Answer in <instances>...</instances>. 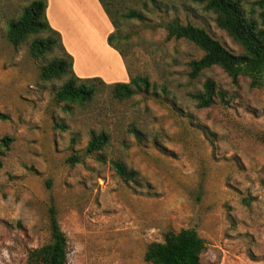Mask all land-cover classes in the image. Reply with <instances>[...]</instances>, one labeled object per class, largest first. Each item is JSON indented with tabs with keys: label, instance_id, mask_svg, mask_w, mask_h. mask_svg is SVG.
Returning a JSON list of instances; mask_svg holds the SVG:
<instances>
[{
	"label": "rangeland",
	"instance_id": "374dc122",
	"mask_svg": "<svg viewBox=\"0 0 264 264\" xmlns=\"http://www.w3.org/2000/svg\"><path fill=\"white\" fill-rule=\"evenodd\" d=\"M29 1L0 0V148L4 136L13 138L0 156V264L48 260L37 249L50 241L53 203L69 264H152L145 260L151 242L190 227L206 240L202 264H264V82L233 83L218 65L192 78L191 61L203 50L168 38L165 28L177 18L243 52L217 14L200 0H106L120 22L115 43L123 55L108 44L128 76L118 72L102 30L96 46L89 27L77 29L73 45L79 71L107 83L147 75L151 86L124 100L102 87L79 105L56 100L64 79L41 76L56 53L36 58L30 38L20 45L8 38L9 22ZM130 10L145 19L126 18ZM209 78L225 100L200 108L190 95ZM103 132L109 143L88 153L89 141ZM116 160L137 176L118 174Z\"/></svg>",
	"mask_w": 264,
	"mask_h": 264
},
{
	"label": "trees",
	"instance_id": "16d2710c",
	"mask_svg": "<svg viewBox=\"0 0 264 264\" xmlns=\"http://www.w3.org/2000/svg\"><path fill=\"white\" fill-rule=\"evenodd\" d=\"M208 10L217 14V24L225 29L243 47V52L236 54L229 50L220 40L213 37L204 27L193 23L183 24L179 19L168 21L165 28L168 38H185L195 43L204 54L200 59L191 61L190 75L197 78L205 69L214 65L223 68L238 83L241 77H249L253 86L264 82V0H254L247 7L248 0H200ZM109 15L114 30L108 42L123 51L115 43L120 22L107 6L106 0H100ZM48 0H30L22 8L21 15L9 22L8 38L14 45H20L31 39L30 52L36 57L56 55L41 68L45 80L64 79L56 92L58 102L86 105L100 92L102 87L111 89L115 98L120 100L134 96L142 88L148 90L151 81L147 75L132 76L128 82L107 83L101 77H80L74 69V58L65 48L61 33L52 27L47 16ZM126 18L144 20L137 10L125 13ZM200 108L212 107L217 98L225 100V93L218 88L214 79H207L203 89L190 95ZM13 138L9 135L1 139L3 147L0 156L10 149ZM264 142V134L261 135ZM109 143L105 132L95 135L88 143L87 152L93 153L103 149ZM118 174L126 179L137 176V171L129 169L126 164L113 162ZM2 160L0 159V167ZM50 213V241L37 249V252L48 258L39 264H69L68 237L64 232L56 205L53 203ZM206 249V240L194 228H184L178 232L170 230L164 241L151 242L145 252V260L152 264H202V255Z\"/></svg>",
	"mask_w": 264,
	"mask_h": 264
},
{
	"label": "crops",
	"instance_id": "0c3cea01",
	"mask_svg": "<svg viewBox=\"0 0 264 264\" xmlns=\"http://www.w3.org/2000/svg\"><path fill=\"white\" fill-rule=\"evenodd\" d=\"M47 16L52 27L61 33L65 48L73 55L74 69H76L75 71L80 77H97L92 74H88L89 72L85 73L83 71H79V68L82 69V67H79V63H77L79 58L77 56L76 49L73 46L79 43L76 35L77 29L88 27L91 29L89 34L90 36L88 35V38L90 37L92 42L95 40L94 44L96 46L98 45L97 42L101 43V37L98 34H100V29L102 30V39L106 45V50L113 54L116 59L118 56V72L122 75L125 74L128 76L125 63L123 62L120 53L108 44V37L114 31V28L111 26L108 14H106L100 0H48ZM96 22L98 24H96ZM103 23H106L105 31L101 28ZM100 47L98 50L102 53ZM87 55L88 53H83L84 57H88ZM102 55V58L105 59L106 63H114L113 60H109L108 54L103 53ZM128 81L129 77H127L124 82Z\"/></svg>",
	"mask_w": 264,
	"mask_h": 264
}]
</instances>
